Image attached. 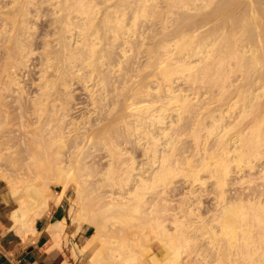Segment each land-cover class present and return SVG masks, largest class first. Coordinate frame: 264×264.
Here are the masks:
<instances>
[{"label": "bare ground", "instance_id": "1", "mask_svg": "<svg viewBox=\"0 0 264 264\" xmlns=\"http://www.w3.org/2000/svg\"><path fill=\"white\" fill-rule=\"evenodd\" d=\"M0 167L93 264H264V0H0Z\"/></svg>", "mask_w": 264, "mask_h": 264}, {"label": "crops", "instance_id": "2", "mask_svg": "<svg viewBox=\"0 0 264 264\" xmlns=\"http://www.w3.org/2000/svg\"><path fill=\"white\" fill-rule=\"evenodd\" d=\"M53 192L55 196H61L64 192L60 202L50 203L49 208L36 219L34 230L27 234L20 233L12 218L16 203L8 183L0 178V264H93L92 246L80 251L90 240L93 231L90 225L83 224L79 228L78 222H73L75 210L71 209L75 196L70 207L69 187L66 191L62 187ZM63 220L65 227L61 239H57L53 236L52 228ZM154 251L158 255L157 250Z\"/></svg>", "mask_w": 264, "mask_h": 264}, {"label": "rangeland", "instance_id": "3", "mask_svg": "<svg viewBox=\"0 0 264 264\" xmlns=\"http://www.w3.org/2000/svg\"><path fill=\"white\" fill-rule=\"evenodd\" d=\"M46 20H47V18H46ZM45 20V16H42V19H40L39 18V21H38V28H37V30L39 31V34H42V33H45L47 30H48V21H46ZM45 22V23H44ZM48 22V23H47ZM1 168L2 169H6V167L4 166V168L3 167H0V172H1ZM5 169H4V172H5ZM4 172L3 173H0V178H2L3 177V174H4ZM4 178V180H6L5 179V177H3ZM2 178V179H3ZM36 183L38 184V185H43V183H44V180L43 179H37L36 180ZM59 188H61L62 189V186H61V183H58V182H56V181H53V182H51L50 183V185H49V188H48V190H47V195L49 196V205H50V203L52 202V201H55L59 196H55V194H54V192H53V190H58ZM198 188V186H196L194 189H197ZM53 189V190H52ZM75 189H76V185L74 184V183H72L70 186H69V190H70V192H69V203H70V206H71V204H72V198H74V196H75ZM206 205H208V201H207V199H206ZM75 207H76V205H75ZM49 208V207H48ZM47 208V209H48ZM86 225H88V224H86ZM92 231H93V233H94V229L92 228ZM154 247V250H157V252H158V255H162L163 254V248L161 247V246H159V245H155V246H153ZM156 248V249H155ZM145 264H147V263H145Z\"/></svg>", "mask_w": 264, "mask_h": 264}]
</instances>
